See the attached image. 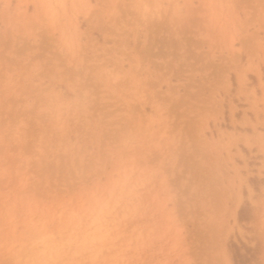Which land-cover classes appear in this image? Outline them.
<instances>
[{"label":"rangeland","instance_id":"obj_1","mask_svg":"<svg viewBox=\"0 0 264 264\" xmlns=\"http://www.w3.org/2000/svg\"><path fill=\"white\" fill-rule=\"evenodd\" d=\"M219 263L264 264V0H0V264Z\"/></svg>","mask_w":264,"mask_h":264},{"label":"bare ground","instance_id":"obj_2","mask_svg":"<svg viewBox=\"0 0 264 264\" xmlns=\"http://www.w3.org/2000/svg\"><path fill=\"white\" fill-rule=\"evenodd\" d=\"M206 177H207V176H206ZM214 182H215V180H214ZM210 184H211V183H210ZM216 185H217V184H216ZM215 187H216V186H215ZM206 188H207V187H206ZM210 192H211V191H210ZM214 192H215V190H214ZM205 194H207V193H205ZM208 195H209V194H208ZM235 198H236V197H235ZM213 203H214V202H213ZM209 204H210V203H209ZM221 205H222V203H221ZM224 205H225V204H224ZM235 205H236V204H235ZM235 205H234V206H235ZM222 206H223V205H222ZM215 207H216V206H215ZM226 207H227V205H226ZM226 207H225V208H226ZM216 208H218V207H216ZM234 209H235V208H234ZM216 210H217V209H216ZM220 211H221V210H220ZM228 211H229V209H228ZM225 215H226V213H225ZM229 216H230V215H229ZM222 217L225 218V216H222ZM222 217H221V218H222ZM227 217H228V216H227ZM219 221H220V220H219ZM218 224H219V223H218ZM223 224H224V223H223ZM207 225H208V224H207ZM209 225H210V224H209ZM219 225H220V224H219ZM204 226H205V225H204ZM217 226H218V225H217ZM214 227H215V226H214ZM218 227H219V226H218ZM221 227H222V225H221ZM228 229H229V228H228ZM219 230H220V229H219ZM226 230H227V229H226ZM28 231H29V230H28ZM221 231H222V229L220 230V232H221ZM27 233H28V232H27ZM221 233H222V232H221ZM213 235H214V234H213ZM215 235H216V234H215ZM215 235H214V236H215ZM216 236H217V235H216ZM218 237H219V236H218ZM216 238H217V237H216ZM224 238H225V237H224ZM209 241H210V240H209ZM224 241H225V240H224ZM209 243H211V242H209ZM215 243H216V242H215ZM217 245H218V244H217ZM217 248H218V247H217ZM218 249H219V248H218ZM218 249H217V250H218ZM223 249H224V248H223ZM43 250H44V249H43ZM214 250H215V249H214ZM211 257H212V256H211ZM222 257H223V255H222ZM222 257H221V258H222ZM217 259H218V258H217ZM223 259H224V258H223ZM209 260H210V259H209ZM221 260H222V259H221ZM217 263H218V262H217ZM226 263H227V262H226ZM219 264H220V263H219Z\"/></svg>","mask_w":264,"mask_h":264}]
</instances>
